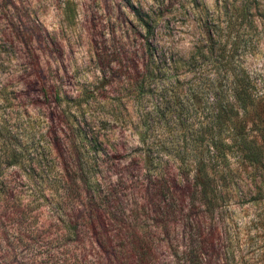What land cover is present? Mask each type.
Returning a JSON list of instances; mask_svg holds the SVG:
<instances>
[{"label":"rangeland","instance_id":"1","mask_svg":"<svg viewBox=\"0 0 264 264\" xmlns=\"http://www.w3.org/2000/svg\"><path fill=\"white\" fill-rule=\"evenodd\" d=\"M243 1L0 0V149L3 142H11L10 136H19L23 143L34 140L41 147L52 139L58 146L59 139L91 134L94 118L105 117L106 128L94 131L108 140L102 181L126 192L139 173L131 161L138 145L133 109L139 102L131 99L129 84L145 57V32L136 12L162 5L164 17L152 39L155 46L188 57L195 45L208 40L214 49L203 67L205 73L222 75L226 70L222 64L231 60L249 73L261 96L264 1L246 15L241 14ZM44 84L49 87L47 98L42 93ZM151 99H142L145 107ZM153 137L175 151L195 150L193 136ZM247 137L260 146L261 162L232 159V177L215 214L188 212L191 221L211 235L207 264H264V145L262 136ZM59 148L54 154L59 157L57 153L62 152L66 158L68 146L63 143ZM7 172L9 183L26 193L18 170ZM121 201L118 210H132L134 220L152 230L149 264H182L189 238L186 221L176 217L162 228L152 212H138L136 201ZM190 207L186 210L191 211ZM51 210L46 203L38 210L33 234L21 228L16 235L13 228L8 229L0 264H74V259L75 264H116L113 254L102 253L98 246L69 244L66 249L62 240L55 241L58 229L49 226L53 224ZM81 257L87 262H80Z\"/></svg>","mask_w":264,"mask_h":264},{"label":"trees","instance_id":"2","mask_svg":"<svg viewBox=\"0 0 264 264\" xmlns=\"http://www.w3.org/2000/svg\"><path fill=\"white\" fill-rule=\"evenodd\" d=\"M261 1L244 0L241 14L252 7L259 9ZM161 7L135 14L145 32V57L129 84L131 99L139 102L133 109L138 145L131 158L139 173L126 188L129 196L102 181L108 140L94 131L106 128L105 117L94 118L89 125L91 134L59 139L58 146L52 139L41 147L34 140L23 143L19 136H10L11 142H3L0 149V252L10 227L16 235L22 230L34 233L33 217L46 203L53 215L49 226L58 229L55 241L62 240L64 247L89 243L102 253H112L116 264H149L152 230L136 222L132 210L117 209L125 198L136 201L138 212H152L162 228L176 217L186 221L189 238L182 264L209 261L211 235L191 221L188 212L215 214L232 177V159L261 162L260 146L247 136H262L264 145V94L259 96L249 73L231 60L222 64L226 68L222 75L205 73L203 67L214 49L208 40L195 45L188 57L155 46L152 39L164 17ZM48 88L42 87L45 98L50 94ZM148 96L153 99L145 107L142 99ZM149 136H193L195 150L175 151ZM63 143L69 150L66 158L62 152L57 153L59 157L54 154ZM11 168L18 170L26 193L9 183ZM189 204L191 211L186 210ZM82 261L87 262L81 257Z\"/></svg>","mask_w":264,"mask_h":264}]
</instances>
